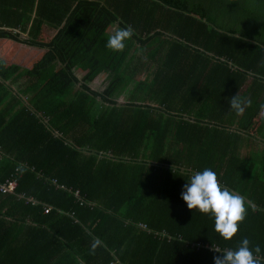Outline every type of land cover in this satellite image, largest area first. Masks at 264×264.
Returning a JSON list of instances; mask_svg holds the SVG:
<instances>
[{
  "label": "trees",
  "instance_id": "1",
  "mask_svg": "<svg viewBox=\"0 0 264 264\" xmlns=\"http://www.w3.org/2000/svg\"><path fill=\"white\" fill-rule=\"evenodd\" d=\"M262 106L264 0H0V264H214L245 237L264 264ZM205 168L245 198L231 240L182 199Z\"/></svg>",
  "mask_w": 264,
  "mask_h": 264
},
{
  "label": "clouds",
  "instance_id": "2",
  "mask_svg": "<svg viewBox=\"0 0 264 264\" xmlns=\"http://www.w3.org/2000/svg\"><path fill=\"white\" fill-rule=\"evenodd\" d=\"M133 34L134 30L130 25L120 28L109 36L106 47L121 52L125 48V41L131 39ZM229 104L230 108L240 115L251 101L242 100L237 94L231 97ZM188 181L181 193L188 209L210 213L215 220V231L224 240H231L238 233L239 224L246 218L245 198L227 187H222L217 174L210 168L191 174ZM250 244L251 241L245 237L235 250L221 252L213 246L214 252L222 253L214 256V264H261L255 255L260 253V246L255 245L253 249Z\"/></svg>",
  "mask_w": 264,
  "mask_h": 264
},
{
  "label": "rangeland",
  "instance_id": "3",
  "mask_svg": "<svg viewBox=\"0 0 264 264\" xmlns=\"http://www.w3.org/2000/svg\"><path fill=\"white\" fill-rule=\"evenodd\" d=\"M89 85L91 88L102 90L105 85L104 78L97 77ZM117 100L120 102L123 101V96L122 95L118 96Z\"/></svg>",
  "mask_w": 264,
  "mask_h": 264
},
{
  "label": "built area",
  "instance_id": "4",
  "mask_svg": "<svg viewBox=\"0 0 264 264\" xmlns=\"http://www.w3.org/2000/svg\"><path fill=\"white\" fill-rule=\"evenodd\" d=\"M15 186V182L14 181H8L6 183H0V191L1 192H8L13 190ZM51 208L49 206H44V212L47 213L49 212Z\"/></svg>",
  "mask_w": 264,
  "mask_h": 264
},
{
  "label": "crops",
  "instance_id": "5",
  "mask_svg": "<svg viewBox=\"0 0 264 264\" xmlns=\"http://www.w3.org/2000/svg\"><path fill=\"white\" fill-rule=\"evenodd\" d=\"M104 82H105V79H104ZM105 84H106V82H105ZM105 86V85H104ZM104 88V87H103ZM94 89V88H93ZM95 90H98V89H95ZM99 91V90H98Z\"/></svg>",
  "mask_w": 264,
  "mask_h": 264
}]
</instances>
